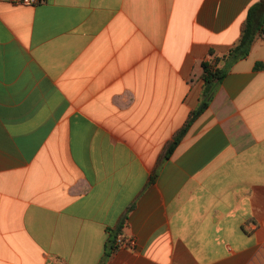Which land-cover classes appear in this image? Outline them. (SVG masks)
<instances>
[{
    "label": "crops",
    "instance_id": "1",
    "mask_svg": "<svg viewBox=\"0 0 264 264\" xmlns=\"http://www.w3.org/2000/svg\"><path fill=\"white\" fill-rule=\"evenodd\" d=\"M262 1L0 0V264H264Z\"/></svg>",
    "mask_w": 264,
    "mask_h": 264
},
{
    "label": "trees",
    "instance_id": "2",
    "mask_svg": "<svg viewBox=\"0 0 264 264\" xmlns=\"http://www.w3.org/2000/svg\"><path fill=\"white\" fill-rule=\"evenodd\" d=\"M264 1L253 4L247 12L246 21L243 26L242 35L239 43L233 47L230 52L223 57L214 56L211 53L214 61L213 65L209 61H205L202 64L203 74L202 79L204 81V88L198 108L191 114L184 128L175 137L174 141L170 145L166 159H169L175 151L178 144L186 136L193 123L207 110L212 102L215 94L218 91L219 85L227 76L228 69L240 59L247 57L251 51V47L257 38L264 36ZM223 67L217 66L219 63H223ZM264 68V63H258L256 69ZM114 249H116L115 244Z\"/></svg>",
    "mask_w": 264,
    "mask_h": 264
},
{
    "label": "built area",
    "instance_id": "3",
    "mask_svg": "<svg viewBox=\"0 0 264 264\" xmlns=\"http://www.w3.org/2000/svg\"><path fill=\"white\" fill-rule=\"evenodd\" d=\"M13 3L23 4L27 6H34L41 3L43 0H11ZM136 239L128 237L125 234L119 233L116 236L115 247L116 249H134L136 246Z\"/></svg>",
    "mask_w": 264,
    "mask_h": 264
}]
</instances>
